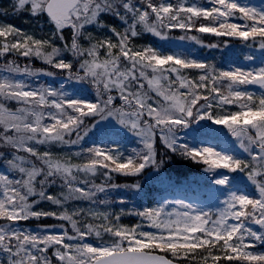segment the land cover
<instances>
[{
  "label": "snow or ice",
  "instance_id": "6c2138e0",
  "mask_svg": "<svg viewBox=\"0 0 264 264\" xmlns=\"http://www.w3.org/2000/svg\"><path fill=\"white\" fill-rule=\"evenodd\" d=\"M10 8L13 13L27 10L35 18L46 13L52 27L37 37L11 23L0 24V58L12 54L0 63V98L17 105L13 110L0 102V159L7 166V172H0V264H264V248L251 247L264 245V63L218 67L216 58L163 52L132 39L151 32L166 41L175 38L172 29H181L179 39L208 49L238 42L264 52V8L240 0H209L207 5L194 0H14ZM0 12L7 15L9 9ZM102 13L117 17L123 29L105 23ZM194 28L216 39L207 43L191 34ZM16 56L28 63L21 66ZM31 57L50 67H33ZM42 76L66 79L58 86L34 83ZM71 81L91 85L95 100L64 91ZM145 81L155 96L148 95ZM249 84L258 86L259 94L241 87ZM115 94L119 104L113 102ZM108 117L134 134L140 147L127 153L118 144L84 147L96 120ZM204 119L225 126L247 158L182 143L178 133ZM157 135L164 146L159 159ZM52 145L68 146V151L53 152ZM172 152L202 161L209 172H243L255 194L230 192L221 207L207 210L180 199L138 208L113 196L121 188L137 192L141 187L138 179L116 183L114 173L139 177L146 167L159 168L164 154ZM228 180L224 176L216 183ZM54 188L59 191L50 190ZM113 198L119 201L116 208ZM74 200L88 205L70 209ZM41 202L55 207H40ZM126 213L141 217L153 230L142 223H120ZM46 217L66 223H38L35 229L18 223Z\"/></svg>",
  "mask_w": 264,
  "mask_h": 264
},
{
  "label": "rangeland",
  "instance_id": "374dc122",
  "mask_svg": "<svg viewBox=\"0 0 264 264\" xmlns=\"http://www.w3.org/2000/svg\"><path fill=\"white\" fill-rule=\"evenodd\" d=\"M14 0H0V8H8L9 12L7 15H5L3 12H0V24L3 23H11L14 25V27L20 28L22 31H28L30 33H33L37 37L41 35V31L45 34L49 33L50 28L52 25L47 21V18H44V14L41 15L39 18H35L32 16L30 12L27 10H20L18 12L13 13L11 11L10 6L13 4ZM173 3H176L177 0H172ZM185 2H193V0H185ZM194 2L198 4L207 5L209 3V0H194ZM242 4L253 6L256 8H264V0H240ZM4 14V15H3ZM102 17H106L105 23H110L112 26L116 27L118 30H121V22L117 17L111 16V14H101ZM202 19V18H201ZM234 21H236V18H232ZM241 22V21H236ZM86 29L90 32H93L95 35L99 36L100 32L95 29L92 25L85 26ZM139 28V26H137ZM175 34V38L162 41L160 38L156 37L151 32H141L138 36L133 37V41L136 45H152L153 47L159 48L163 52H175V53H187L193 57H199V53L201 50H205L207 47L197 44L195 41L191 40H181L179 39V36L182 35L181 29H172L171 30ZM195 31V35L199 34H208V35H214L209 33H198L197 30H190ZM110 35V33H107ZM65 35L66 38L70 37V32L65 29ZM194 35V33H193ZM200 36V35H199ZM59 40L54 41L58 44ZM210 41V40H209ZM61 42V41H60ZM81 43L87 46V41L81 39ZM62 46V42L59 43ZM115 51V50H114ZM224 52L232 51L234 54H238L241 57V62L243 61L244 67H253V66H259L261 63H264V52H261L258 49H253L250 47H247L244 44H239L236 42L235 44H232L228 46L227 48L223 49ZM101 55L103 56L104 50H100ZM209 53L214 56H218V52L216 50H209ZM64 55H70V53H64ZM245 55H251L254 57L253 60L247 61L245 60ZM68 57V56H66ZM24 59V57H21ZM71 58V57H68ZM44 64H46L44 62ZM47 67H50L49 65ZM63 70H60V72ZM188 71V70H187ZM194 71L196 70H189ZM192 76L193 74L190 73ZM42 80H34V83H45L49 85H59L61 83H65L64 77H58V79L55 80L54 77L49 76H42ZM242 88H248L252 90L248 85H241ZM82 85L78 83L77 81H71L65 84L64 91L69 93L73 98H79L84 99L88 101H94L95 99H91V97L87 96L82 91ZM147 89V88H146ZM148 90V89H147ZM180 90V89H179ZM259 94V90H254ZM149 96H155L156 93L148 90ZM12 102H15L12 100ZM151 102V101H150ZM224 107L235 109L236 105H224ZM223 125H217L213 120L204 119L200 121H194L192 124H190L187 128L182 129L178 135L181 138V142L184 144L191 145L193 147H200L201 145L204 146H212L215 147L217 151L225 152L226 154H231L236 157L240 158H247V154L239 147V145L236 143V140L232 135L230 137H227L226 129ZM103 133H106L108 137L103 136ZM126 134L128 135L127 138H136L134 134L130 133L127 129H125L123 126H121L114 118L108 117L104 120H96V125L92 129V133L88 135L87 138H89V146L92 144H102V145H111V144H118L121 146V150L125 151L127 153L126 144L122 143L120 141V137L116 135ZM101 139V140H100ZM97 140H100L99 142ZM98 142V143H97ZM45 145H40V150H45ZM68 147L62 148L61 150L56 145L51 146V151L60 153V152H66ZM75 160L76 158L73 157ZM0 172H7V166L0 165ZM214 174L211 176H207V180L209 181V188H210V194L207 195L206 198H198V199H192L187 196L183 195H168L165 199L169 200H186L187 202L194 203L200 207L207 209H215L222 206L225 199H227L230 192H237V193H244L253 195L255 194V186L252 185V183L249 181L248 177L241 171H229L227 169H216L213 171ZM224 176L229 177L227 184H218L216 181ZM57 189V188H54ZM59 189V188H58ZM254 191V192H253ZM163 202V201H161ZM160 202V203H161ZM43 203V202H42ZM74 203V202H72ZM42 205V204H41ZM41 205H39L41 207ZM46 205V204H44ZM74 204L73 206H75ZM88 205V204H87ZM87 205H83L82 207H87ZM69 207L70 209L73 207ZM113 208H116L117 206H112ZM102 208V207H101ZM129 214H124L120 217V223L132 226L136 225L129 220ZM78 221L81 223H84L85 220H81L80 217H77ZM91 220V218H88ZM243 219V218H242ZM87 222V221H86ZM92 222H95L97 224L102 223L101 220H94ZM142 226L146 230H153L151 226L147 223L142 224ZM249 226L252 227L254 230H259L260 226L258 224L249 222ZM258 245L251 246L253 249H258Z\"/></svg>",
  "mask_w": 264,
  "mask_h": 264
},
{
  "label": "trees",
  "instance_id": "16d2710c",
  "mask_svg": "<svg viewBox=\"0 0 264 264\" xmlns=\"http://www.w3.org/2000/svg\"><path fill=\"white\" fill-rule=\"evenodd\" d=\"M193 30H196V29L194 28ZM203 38L205 40H210L206 36H203ZM32 58L33 60H36L38 62L42 61V60L40 61L38 57H32ZM215 62L216 64L218 62L217 64L218 67L219 66L228 67L231 63L236 64V62H231V63H226V64H224L223 61H215ZM41 67H47V66L41 65ZM148 71L150 73L151 70H148ZM81 84L85 87V90L88 91L89 96H91L90 94H92L93 96L95 95V90L91 87V85H89L87 82H81ZM114 101H115L114 104H118L117 103L118 99H117L116 94H115ZM16 106H17L16 102H12L8 108L14 110ZM91 133H92V130L89 132L88 135H90ZM88 135L84 138V141H83L84 147H89V142H88L89 138H87ZM116 136H119V137L121 136L120 141L126 144L127 150H130L131 147H140L138 141L136 140H133L131 138L128 139L126 136H122V135H116ZM66 147L68 146H64V147L58 146L60 150ZM72 147H76V146H72ZM156 147H157V158L159 159L160 154L164 151V146L159 141V138H156ZM0 150H3V149H0ZM164 156L165 158L163 159V163L161 164L159 168L146 167L143 173L139 177L137 176L124 177L122 174L114 173V176L116 177V183H119V184L134 183L138 179L141 187L137 192H130L127 189L121 188V189L116 190L113 193V196L114 197L123 196L127 200L131 201L132 204L135 205L136 207L143 208V207H147L149 203L151 204L148 207L155 206L158 200L164 195L163 191L153 187V186L161 184L160 180L166 181V183H170V184L172 183L171 185L173 187L168 189L169 194L178 192V193L185 194V195L193 194V195L199 196L198 194H200L201 190L202 192L205 191L203 187V185L207 187V181L204 182L205 176L207 174H210L211 172L205 169V166L203 165L202 161H193L190 158H187L178 153L176 154L175 152L165 153ZM0 162H3V160L0 159ZM96 182L100 183L99 177H97ZM50 190L59 191L58 188L50 189ZM205 192L201 196H205L206 195ZM113 200H114L113 204L119 203V201H115V198H113ZM75 201L80 202L79 200H74V201H70L68 205L72 204L71 202H75ZM82 202H88V201H82ZM50 207H55V206L50 204ZM20 223L36 227L38 223L59 224V223H66V222L55 220L51 217H46V218H41L40 220H36L34 218L32 221L20 222ZM69 231H71L70 227H69ZM89 237L91 238L92 241L94 240V237H91V236ZM167 255L170 256V254H167ZM52 258L55 261L56 258L55 257H52ZM229 264H231V262H229Z\"/></svg>",
  "mask_w": 264,
  "mask_h": 264
},
{
  "label": "water",
  "instance_id": "95a60500",
  "mask_svg": "<svg viewBox=\"0 0 264 264\" xmlns=\"http://www.w3.org/2000/svg\"><path fill=\"white\" fill-rule=\"evenodd\" d=\"M250 86H251V87H254V88H258V86H256V85H251V84H250Z\"/></svg>",
  "mask_w": 264,
  "mask_h": 264
}]
</instances>
